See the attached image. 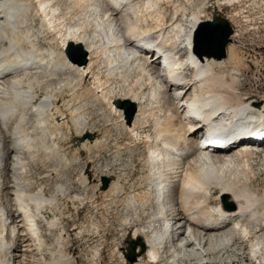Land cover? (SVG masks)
Wrapping results in <instances>:
<instances>
[{
	"label": "bare ground",
	"instance_id": "1",
	"mask_svg": "<svg viewBox=\"0 0 264 264\" xmlns=\"http://www.w3.org/2000/svg\"><path fill=\"white\" fill-rule=\"evenodd\" d=\"M174 2L0 0V42L3 39L9 43L6 48L2 44L0 47V264L75 263L74 258L69 257L71 254H65L64 248L69 246L65 229L56 240L59 248L55 251L57 258L53 254L55 259L46 262L41 257L45 248H48L50 254L53 249L40 230L41 219L46 217L47 212L53 214L46 221L50 234L65 224L70 216H65L61 203L67 189L58 186L54 192L57 194L53 193V196L45 193L44 186L33 192L28 173L35 166L38 155L36 147L32 146L30 132L27 133L15 122L17 127L12 128L9 134L3 125L8 124V120L18 112L22 115L29 108L38 115L36 130L46 135L54 134L67 145L76 147L75 155L104 150L106 145L109 146V135L93 141L87 138L88 133L95 134L92 131L68 136L69 124L74 122L71 120L74 117L68 119L64 109L72 105L70 102L82 97L101 108L106 107L120 114L121 110L115 105L117 100L137 105V114L131 126L123 119L125 113L121 115V124H115L131 136L132 146L124 149L129 151L141 145L148 149V156L142 165L147 176L137 192L131 191L124 204L121 202L124 209H132L134 212L130 214L131 217L126 215L127 218L123 219L125 223L138 221L134 223L138 228L133 238H143L147 248L143 257L139 256L141 258L138 257L133 264H181L193 260L205 264L210 249L221 251L226 246L229 248L235 240L249 238L263 223L264 191L260 194V191L254 189L258 179L254 163L258 159L264 163V145L253 143L254 147L251 148L210 155L200 148L201 143L194 132L198 124L202 123L207 125V131L214 136L233 133L248 136L245 134L247 130L264 125V100L246 103L238 95L237 79L217 74L216 69L225 63L221 62L223 60H201L194 54L195 35L198 25L204 22L202 13L206 3H202L203 6L190 19H182L168 26L164 8ZM29 13L34 20H39V31L34 35L36 40L41 38L47 44V48L41 51L44 56L37 55L38 49L23 52L20 41L16 40L18 29L25 23L26 14ZM70 43L86 47L89 54L87 65H72L73 62L64 53ZM181 46H184V50L188 47L184 60L180 56ZM143 48L150 50L148 56L142 53L143 56L139 55L138 51ZM234 50V46H230V51ZM185 66L192 68L191 76L185 73ZM101 67L105 70L102 71ZM62 75L66 78L64 81L62 79L60 85L57 84L56 89L62 95L57 96L54 94L56 91H51L34 104L35 99L39 98V88L44 83L38 77L53 79ZM73 75L78 77V85L73 86L70 82ZM89 76L94 78L93 85L86 82ZM42 79L46 80L44 77ZM26 81L29 82V88L22 90ZM45 82L48 83L47 80ZM117 85L121 94L119 98H115ZM65 89H69V92H65L68 99L63 96ZM5 96H10L11 100L5 101ZM80 117L76 118L81 121ZM150 122L153 123V132L141 134L143 126ZM259 135L264 139V132H252L249 136ZM17 141L21 142L20 147H15ZM212 141H203L204 147H211ZM217 141L221 142L219 139ZM59 151L57 145L42 151L44 156L40 163L47 170V178L65 177L63 175L73 165L64 160V155ZM55 162L57 165H54ZM92 172L90 170L89 178L83 177L81 180L84 187L87 186L86 181L91 183ZM105 172L100 173V176L107 177L108 172ZM159 181L164 187V198H158L157 188L152 187L154 182L158 184ZM144 185L147 187L144 188ZM122 186L125 187L118 179L106 191L100 190L101 184L92 190L104 199L115 200L121 193H125ZM223 194L230 196L236 206L234 210H226L222 203L212 206L210 200H220ZM83 199L71 197L70 200L72 203H83ZM90 204H94L91 199ZM137 205L143 211L146 206L150 207L147 218L137 216ZM141 221L150 222L145 227ZM172 221H176L174 225ZM158 226L160 228L156 229ZM139 250L141 252L140 247Z\"/></svg>",
	"mask_w": 264,
	"mask_h": 264
},
{
	"label": "rangeland",
	"instance_id": "2",
	"mask_svg": "<svg viewBox=\"0 0 264 264\" xmlns=\"http://www.w3.org/2000/svg\"><path fill=\"white\" fill-rule=\"evenodd\" d=\"M202 3L203 5L204 3H206V5L203 8L204 11L202 13L203 21L212 20L218 16H222L227 18L231 22L235 30L233 35V42L228 47L227 58L221 61L225 63L224 65L216 69L217 74L226 76V78H229L230 76L235 77L238 82L236 85L238 95L244 101H246V103H249L252 100L263 101L264 100V0H175V2L173 3L174 5L170 4L167 5L169 8L167 6L164 8V13L166 12L165 13L166 24H168L169 26V24L170 25L174 24V22H179L182 19H190L192 15L196 13V11L200 10V7L203 6ZM29 14H26L25 23H24L25 25L22 24L19 27L18 29L19 32L16 35V40L20 41L21 49L23 50V52L24 51L30 52V51H34V49H38L39 54L37 53V55L44 56V54H41L42 53L41 51L47 48V44H45V42L41 38L40 39L38 38L37 40L35 39L36 38L35 35L38 34L39 31V20L38 19L34 20L33 15L32 14L29 15ZM31 20L33 23L31 22ZM27 33L28 34L30 33L28 39H27L28 37ZM1 42H0V47L1 44L4 48L9 46L7 40L3 41V39H1ZM232 45L235 48L234 51H230V46ZM83 48L86 49L85 46H83ZM183 48L184 46L179 47V49L182 51L180 56L184 57L181 58L182 60L185 59L186 57L185 55L188 52V47L185 50ZM65 49H67V47H65ZM64 53L66 54V50H64ZM76 57H79V54ZM186 63L187 62L185 61V64ZM72 65H77V63L73 62ZM101 68L102 71L103 69L105 70V68L103 67ZM187 68L189 67L185 66L184 71L185 73H187L188 76H191L193 70L192 68L189 69ZM62 76L54 77L57 78L58 81L57 79L54 78L52 79V78H48L47 76H43L44 78H46L48 83L45 82L46 80L42 79L43 77H38L39 79L44 81V83L42 84L44 86L41 85L39 91L36 90V92L38 91L39 98L35 99L34 104L39 103L40 100L44 99L47 96V94L52 92L54 93L56 89H58L57 84L60 85L62 79L64 81V79L66 78V76L64 75ZM73 76L74 79L71 76L70 82L74 84L73 86H75L76 82L78 83V77L76 75ZM102 79L105 80V77L102 76ZM26 82H24V85L22 86V90H27L29 88L28 87L29 82L27 83ZM86 82L89 85H93L94 78H91V76H89ZM113 86L115 85L113 84ZM116 88L117 90L115 92V98H119L121 96L119 86L117 85ZM44 90L45 91L47 90L48 92L47 91L45 92ZM65 92L66 93L69 92V89H67V91L65 89L64 93ZM66 93L63 94V96L64 98L68 99V97H66ZM54 94H56L57 96L62 95L57 91ZM9 97L10 96L8 97L5 96L4 100L5 101L11 100L9 99ZM70 103H72V105ZM70 103H69L70 104L69 108L68 106L65 107L64 115L66 113L65 116L68 119L74 117L76 120L74 118L71 119L74 122H71L72 124H69L70 126L69 131L71 133L68 132L69 134L68 136H74L82 131L95 132V136L98 139H102L105 136L109 135V142H108L109 146L106 145L104 150L98 149L92 153H87L85 151L83 153H79L75 155L74 150L76 149V147L74 146L72 147L69 144L67 145L65 141L59 140V138H56L54 134L46 135L41 131L36 130L35 127L37 125L38 115L35 112H32L29 108L25 113H23L25 116L23 114L21 115V113L18 112L17 113L18 115L16 114L15 116L12 117V119L8 120L7 122L8 124L3 125V128L5 129L6 127L5 130H7L9 134L12 132V128L17 127V125L21 126L23 130H25L27 133L30 132L29 136H31L33 139L32 146L33 148L36 147L35 148L36 155H38V157L36 156L37 162L35 163V166H33V168H31V170L29 171L30 173H28V178L32 182V189H33L32 191L36 192L40 189V187L44 186L46 189L45 193L48 196H53L54 194H57L54 192L58 186H63L66 187L67 189L64 195L63 202L61 203V210L63 211L65 216L67 217L70 216L65 221V224H62V227H60L57 231H53V233L50 234L46 221L47 219H51L53 217V214L47 212L46 217H43L41 219L40 230H42L44 234V238L46 239L48 244L49 245L52 244L53 246V249L50 251L52 254L48 253L49 252L48 248H45V251L43 252V255L41 257H44V260L46 262H52V260H54L55 257L57 258L58 254H56V252L58 251L59 248H57L56 246V240L58 238V235L62 233L63 229H65L66 237L67 240L69 241V244L67 243V245L69 246H65L68 248H64V250L66 249L65 254L66 256L67 255L69 256L71 254L69 257L72 259L74 258L75 260L74 264H129L127 262V259L126 258L124 259L126 254V249L128 247L126 241L133 238L134 231L138 228L135 227L138 221H126L127 223L128 222L129 223L128 224L125 223L123 219L129 216L131 217V215L134 212L131 211L132 209L131 210L124 209L122 203L124 204V201L128 199L129 193L131 191L137 192V189L142 185L141 183L143 182L144 177L147 176L146 173L144 174V172H146V169L145 167L143 168L144 166L143 160H145L146 157L148 156L147 155L148 149H146V147L143 145H141L140 147L138 146L139 148L129 151L124 149L127 146H132V139H130L131 136L128 135V133L124 131L123 128L117 127L115 125L117 123L121 124L120 118L121 115L124 113L122 109H118L121 110V114L115 113L112 111V109L109 110V108L107 109L106 107L101 108L95 102L91 100L87 101V98L85 97H82L81 99L77 101H72ZM36 116L37 118H35ZM21 117L22 119L20 120ZM76 117L78 118L80 117L81 121ZM123 117H124L123 119H125V114L123 115ZM118 119L120 121H118ZM15 122L17 125L15 124ZM151 124L153 123L150 122L148 125H144L140 133L151 134L153 132V126ZM9 126L11 127V129ZM51 136L54 137L52 138ZM38 138L40 141L38 140ZM53 145L59 146L60 148L59 152L65 156V157L62 156L64 160L73 163V165L69 167V170L65 172V174L63 175L65 177L62 178L60 177L58 179L53 177L47 178L46 177L47 174L45 172L47 170H45V168L40 163L41 158L44 156L42 151H44L46 148H50ZM242 148H246V147H242ZM40 150L42 154L40 153ZM76 159L78 160L75 162ZM54 165H57L56 162ZM88 167H89V173L90 170H93V172L91 173L93 174V176L90 179L91 183H88L86 181L85 186L86 185L87 186L84 187L81 184V180L83 179V177L85 178L88 177L89 175V173L87 172ZM102 172L105 173L108 172L107 177H109L112 180L111 183L119 179L120 182L125 186V187L123 186L121 187L125 189V193L123 192L118 196V198H114L116 201L113 200L112 198L111 200L110 198L104 199L100 194L92 190L93 188H96V185L98 186L99 184H101L100 182L103 177L100 176V173ZM254 172L258 178L257 181L255 182L254 189L260 191V194H262L264 191V163L261 159H258L257 163H254ZM257 185L259 187H257ZM146 187L147 185H144V188ZM100 190L103 191L101 187ZM215 193L217 194L219 192L215 191ZM71 197H78V198L82 197V199L84 197L83 199L84 202L72 203L70 200ZM90 199L91 201H94L93 206L90 204ZM112 201H114L113 202V204L115 203L114 205L112 204ZM210 202H212L213 207H216L219 204H221V199L219 200L217 198H212ZM137 206H138L136 209V211L138 210L136 212L138 213L137 216L141 217L142 219L147 218L149 215L148 210L150 209V207L146 206L145 208L146 210L144 209L143 211V208H141L140 205ZM149 222L150 221H146V222L141 221V224H144V226L146 227L148 226ZM175 222L176 221H172V225H174ZM260 225L261 226L257 230H255L253 235H251L249 238L245 237L246 238L245 239L243 237L237 239L231 244L232 246L229 245V248L226 246V249L228 248L227 250L225 248H223L225 250L220 249L221 251H219V249H216V251L210 249L208 253L209 255H207V257L204 260L205 264H264V221ZM158 228L160 227L159 226L156 227V229ZM139 251L140 250H138V252ZM17 253L18 254L20 253L19 248L17 249ZM53 254H55V257H53ZM41 257L36 256V258H41ZM199 262L200 261L198 260H193V261H186L181 264H200Z\"/></svg>",
	"mask_w": 264,
	"mask_h": 264
},
{
	"label": "water",
	"instance_id": "3",
	"mask_svg": "<svg viewBox=\"0 0 264 264\" xmlns=\"http://www.w3.org/2000/svg\"><path fill=\"white\" fill-rule=\"evenodd\" d=\"M234 31L231 22L222 16L200 23L195 35L194 54L201 60L205 58L218 61L226 59L228 47L233 42ZM66 54L68 59L74 63L82 66H85L88 63L89 54L80 44H68ZM78 54L79 57H76ZM115 105L118 109L124 110L126 123L131 126L137 114V105L130 101L118 100ZM87 138L90 139V141H93L96 136L95 134L88 133ZM101 182V189L103 191L108 190L111 184V179L109 177H103ZM220 199L226 210H234L236 208L228 194H223ZM126 244L128 247L126 249L125 257L129 264L135 263L138 260V257L142 256L147 249L142 238L129 239L126 241ZM139 247L141 252H138Z\"/></svg>",
	"mask_w": 264,
	"mask_h": 264
}]
</instances>
